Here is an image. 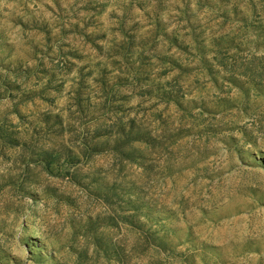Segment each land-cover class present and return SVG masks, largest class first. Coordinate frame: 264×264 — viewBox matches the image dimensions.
I'll return each mask as SVG.
<instances>
[{"label":"rangeland","instance_id":"rangeland-1","mask_svg":"<svg viewBox=\"0 0 264 264\" xmlns=\"http://www.w3.org/2000/svg\"><path fill=\"white\" fill-rule=\"evenodd\" d=\"M0 264H264V0H0Z\"/></svg>","mask_w":264,"mask_h":264}]
</instances>
